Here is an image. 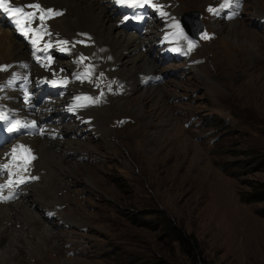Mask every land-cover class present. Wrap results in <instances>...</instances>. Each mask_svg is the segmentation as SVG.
I'll list each match as a JSON object with an SVG mask.
<instances>
[{"label": "rangeland", "instance_id": "374dc122", "mask_svg": "<svg viewBox=\"0 0 264 264\" xmlns=\"http://www.w3.org/2000/svg\"><path fill=\"white\" fill-rule=\"evenodd\" d=\"M175 1L176 15L204 16L205 7L219 0ZM262 19L264 0H245L239 18L219 22L224 30L203 17L218 38L199 48L192 61L154 64L150 74H169L157 86L142 87V74L137 87L124 81L116 74L123 70L120 66L115 71L109 67L115 63L113 55L96 45L99 56L113 58L105 69L112 78L126 82L128 91L122 96L111 94L102 108H90L105 114L96 128L82 136L65 134L61 140L83 144L69 154L77 165L75 173L58 174L68 184L58 192L61 205L38 209L43 221L54 227L53 240L58 243L43 239L33 254L22 243L12 248L7 263L0 259V264H155L159 260L190 264L178 244L156 227L157 213L197 239L204 264H264V218L259 215L264 204L244 201L255 185L264 183ZM154 40L148 44L146 34L139 38L148 46V55ZM142 50L145 56L147 47ZM82 55L92 60L94 49H85ZM57 59L63 64L69 61ZM80 65L84 67L81 59ZM66 68L72 75L73 70ZM84 72L83 77H96L105 70ZM154 89L162 93L152 94ZM121 118L131 122L117 129L115 121ZM95 123L96 119L91 125ZM89 176L92 180L87 182ZM40 182L31 183L17 202L26 201L31 186ZM55 210L57 217L45 218L46 212ZM28 240L38 242L34 234Z\"/></svg>", "mask_w": 264, "mask_h": 264}, {"label": "bare ground", "instance_id": "6f19581e", "mask_svg": "<svg viewBox=\"0 0 264 264\" xmlns=\"http://www.w3.org/2000/svg\"><path fill=\"white\" fill-rule=\"evenodd\" d=\"M34 1L42 3L47 10L61 11L57 12L61 13L60 15H55L56 12L51 10L54 17L47 23V35L49 37L61 34L66 38H74L80 32L92 34L96 45L99 48L108 49V55H113L115 63H111L109 67L120 66L119 71L123 70L116 74L120 75L124 81H129L134 87H137L138 75L152 73L156 69L154 64L156 67H160L156 59L147 58L152 55H148V46L139 41L140 35L122 26L119 17L125 16V11H119L116 7L113 9L107 0L105 2L103 0H21V3ZM62 12L64 15L59 18L63 14ZM222 25L219 21L213 24L217 30H224ZM149 30L150 28L146 33L148 44L152 43L156 34L155 29ZM0 31V65L27 59L29 55L27 47L9 30H7L8 32L5 30ZM143 47H147L145 56L141 55ZM4 78L5 76L0 73V80ZM153 91L151 93L155 95L161 92L160 89H154ZM85 117H94L96 123L93 125L96 127L98 118L105 121V114L102 110L96 112L94 109H88ZM58 128H61L63 134L69 136L77 135L79 131L71 123L62 124ZM100 128L103 130L102 127ZM111 132L112 130L107 131L106 134ZM30 143L39 154V159L34 165L36 172L41 174V184L31 186L26 201L0 204V259L6 263L11 257L12 248L14 249L15 246L20 247L22 243H25V251L28 254H33L38 251L39 243L43 239L53 240L52 233L55 229L49 223L43 221L38 209L39 207L47 208L61 205L62 198L58 196V192L68 184L63 183L58 174L62 177L66 174L75 173L77 165L69 159L72 157L69 154H72L73 150L75 152L78 149L80 150V145L83 144L80 140L77 141L71 138L62 142L60 140L46 141L38 137L30 140ZM63 153L66 155H62ZM15 159H18V155ZM85 179L87 182L92 180L90 176ZM18 225H20V229H18ZM38 225L40 228H38ZM30 234L36 236V240H38L36 245L34 241L28 240ZM52 242L53 244L58 243L56 239Z\"/></svg>", "mask_w": 264, "mask_h": 264}, {"label": "trees", "instance_id": "16d2710c", "mask_svg": "<svg viewBox=\"0 0 264 264\" xmlns=\"http://www.w3.org/2000/svg\"><path fill=\"white\" fill-rule=\"evenodd\" d=\"M261 164H263L264 166V160ZM244 201L247 203L252 202L264 204V183H258L257 185H255L252 192L248 194V198L244 199ZM259 215L264 218V207L259 211ZM164 216L165 215L163 213H157L156 227H160V230L163 232L167 239L178 244L180 251L184 256L187 257L188 261H190V264H204V261L202 262V255L200 254V248L197 239L192 235H188L181 227L177 226L174 220L166 218ZM147 224L150 225V223ZM153 226L155 225H152V227ZM155 264L171 263L159 260Z\"/></svg>", "mask_w": 264, "mask_h": 264}, {"label": "snow or ice", "instance_id": "6c2138e0", "mask_svg": "<svg viewBox=\"0 0 264 264\" xmlns=\"http://www.w3.org/2000/svg\"><path fill=\"white\" fill-rule=\"evenodd\" d=\"M118 2H124V0H118ZM130 7L131 6H134L132 4L129 5ZM142 6V4H141ZM25 7H32V8H36V9H39L40 8V5L39 4H29V5H26L24 7H21V6H12L11 4V0H0V9L3 10V12L5 13H8L9 15L11 16H14V17H17V19L15 20V23L17 25H20L21 27V31L22 32H25V29H24V21L27 20V21H31L32 18L35 17V13H29V12H26L25 11ZM209 11H214L213 9H209ZM48 14L49 15H52L51 13V10L48 11ZM61 13H55V15H60ZM41 19H43V17H40ZM27 33L25 32V35ZM33 43H35V41H33ZM195 45H192L190 43V47H194ZM0 70H6V69H0ZM77 99H80L79 97ZM84 99H91L90 97H85ZM6 119V118H5ZM19 122H15L11 127H9V131H12L14 130V128L16 127V125L18 124ZM34 159V157H33ZM4 168H7L8 165H3ZM11 183V181H9V184Z\"/></svg>", "mask_w": 264, "mask_h": 264}, {"label": "water", "instance_id": "95a60500", "mask_svg": "<svg viewBox=\"0 0 264 264\" xmlns=\"http://www.w3.org/2000/svg\"><path fill=\"white\" fill-rule=\"evenodd\" d=\"M196 14H197V13H196ZM196 18H198V15H196V17H195V21L198 22V19H196ZM182 21H183V23H184L186 29H187L190 33H195V32H198V31L201 30V28L199 27V25H197V26H193V25L191 24V22L187 19L186 16H185V18L182 19ZM195 29H196V30H195Z\"/></svg>", "mask_w": 264, "mask_h": 264}]
</instances>
